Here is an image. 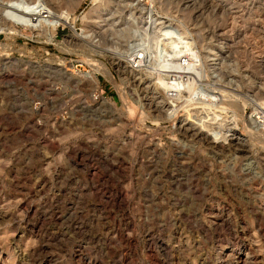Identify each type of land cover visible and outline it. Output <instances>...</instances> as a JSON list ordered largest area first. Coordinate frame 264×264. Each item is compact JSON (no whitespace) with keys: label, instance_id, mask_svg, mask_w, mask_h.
I'll list each match as a JSON object with an SVG mask.
<instances>
[{"label":"rangeland","instance_id":"374dc122","mask_svg":"<svg viewBox=\"0 0 264 264\" xmlns=\"http://www.w3.org/2000/svg\"><path fill=\"white\" fill-rule=\"evenodd\" d=\"M56 1L0 31V264H264V0Z\"/></svg>","mask_w":264,"mask_h":264},{"label":"bare ground","instance_id":"6f19581e","mask_svg":"<svg viewBox=\"0 0 264 264\" xmlns=\"http://www.w3.org/2000/svg\"><path fill=\"white\" fill-rule=\"evenodd\" d=\"M2 1L5 3H4V5H0V31L4 32V33H12V32L17 33L18 32L17 27L20 26V27L28 28L32 32L35 31V33L47 36L50 40H52L59 27L64 28L66 26H70L71 21H74V19H72V13L68 10H63L62 5L59 2H57L56 0H2ZM94 1L101 4V6H102V2L104 1L103 6L106 5L105 4L106 0H94ZM50 13H52L53 15H51ZM44 14L46 16H44ZM130 17H133V16L130 15ZM45 18L47 20H44ZM72 23H74V22H72ZM145 25H147V27L150 28L152 24H150L148 22ZM86 30L88 31V33H92V35L90 34L91 36L87 35V37H88V39L90 37V41H91L90 44L93 46V40L96 37H98L97 36L98 31H95L93 28L92 29L86 28ZM107 32H105V34ZM145 32L147 33V31H145ZM116 33H118L116 30H113V32H111V34H112L111 36L114 37L113 39H117V38L119 39L120 38V40H121L124 38L126 41L127 40L132 41L135 37V35H134L135 32H133V27H131V24L128 25L125 30H123V37L122 38H121V36L116 37L117 36ZM149 33L150 34L153 33V32H151V29L149 30ZM99 37H101V35ZM143 37H141V36L135 37L136 39H134V43L132 41L131 43H129L130 45L125 48V51L129 55L128 63L131 65L130 66L131 68L140 67L143 64L142 59L144 58V55H142V53L145 51V48H144L145 47V45H144L145 44V40H144L145 38L143 39ZM102 41H103V43L105 41L103 39V37H102ZM115 41H118V40H115ZM115 41H113V42L116 44L117 42H115ZM98 42H100V41H98ZM109 43H111V42H109ZM117 44L120 46L119 43H117ZM109 46L111 47V45H109ZM113 46H114V44H113ZM121 47H122V44H121L120 48ZM115 49H117V48H115ZM156 59L159 62H162L163 59L165 60L164 55L161 52H156ZM191 60H192V58H190V57L189 58L184 57V59H182V62L184 61L182 63L184 69H188L187 67H185V64H187V66L189 65V67H190V65L192 66ZM99 65H101L100 66L101 69L97 64H94V66H92V67L96 66V68L99 67L97 70H95V72L105 73V75L108 76L109 72H108V69L103 66L104 64L103 65L99 64ZM68 74L69 73L66 74L65 80L70 81V82H74V81H72L71 77ZM96 75L97 74L92 73L89 77H86L88 79V81H90V83H92L91 85L94 87L95 90L98 89V81H97ZM74 83L78 84L81 82H80V80H77V81L75 80ZM262 96L264 97V94H262ZM122 97H123V95H122ZM207 98H209V97H207ZM123 100L125 101V99H123ZM100 101L102 102V104L106 103V105L109 108H111V109L114 108L113 103L105 102L103 98H100ZM260 101L261 102L259 104L257 103L258 106L254 109V111H257L255 114L257 117V120L264 119V115L261 113L262 111H264V102L262 100H260ZM125 103L127 104V102H125ZM217 103H219V100L211 97L205 103H203L205 105L203 107L207 108V107H210L211 105H214ZM126 104H124V108L127 111V109H128L127 105L128 104L127 105ZM127 112H129V111H127ZM262 124H264V120H263ZM263 138H264V136H263ZM236 146H238V145H236Z\"/></svg>","mask_w":264,"mask_h":264},{"label":"built area","instance_id":"2783aa9c","mask_svg":"<svg viewBox=\"0 0 264 264\" xmlns=\"http://www.w3.org/2000/svg\"><path fill=\"white\" fill-rule=\"evenodd\" d=\"M86 67H92V66H90V65H88L86 62H84V61H82V62H79L78 64H76V65H74L73 66V69H77V68H82L83 69V71H84V73L86 72ZM70 72H73L72 74L74 75V76H76V77H78V78H83V77H85V75H83V73L82 74H80L81 76H83V77H79V76H77L76 74H75V72L74 71H70ZM87 74L89 73L88 71L86 72ZM91 74H89V76H90ZM87 76V75H86ZM89 76H87V77H89ZM98 85H99V83H98ZM92 94H94V97L92 98H90V95H92ZM104 93H103V91L101 90V88H100V86L98 87V89L97 90H95V91H93V90H89L88 91V95H89V103L91 102V101H93V102H98V100H100V98L102 97V98H104V95H103ZM101 96V97H100ZM105 100H106V98H104ZM107 101V100H106ZM109 102V101H108ZM88 103V104H89ZM71 109V108H70ZM72 113V112H71Z\"/></svg>","mask_w":264,"mask_h":264}]
</instances>
